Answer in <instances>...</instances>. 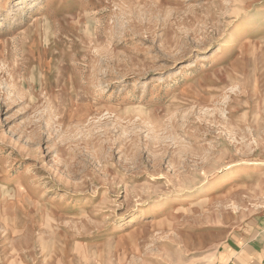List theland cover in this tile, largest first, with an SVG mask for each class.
<instances>
[{
	"label": "rangeland",
	"instance_id": "obj_1",
	"mask_svg": "<svg viewBox=\"0 0 264 264\" xmlns=\"http://www.w3.org/2000/svg\"><path fill=\"white\" fill-rule=\"evenodd\" d=\"M264 211V0H0V264H214Z\"/></svg>",
	"mask_w": 264,
	"mask_h": 264
},
{
	"label": "crops",
	"instance_id": "obj_2",
	"mask_svg": "<svg viewBox=\"0 0 264 264\" xmlns=\"http://www.w3.org/2000/svg\"><path fill=\"white\" fill-rule=\"evenodd\" d=\"M260 221L256 227V237L242 240L240 248H234L225 240L216 251L214 264H264V211L258 214Z\"/></svg>",
	"mask_w": 264,
	"mask_h": 264
}]
</instances>
